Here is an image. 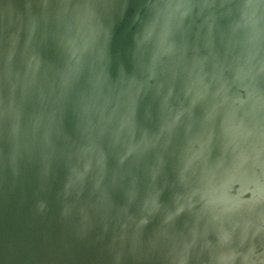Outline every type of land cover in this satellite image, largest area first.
I'll list each match as a JSON object with an SVG mask.
<instances>
[{
  "label": "water",
  "instance_id": "obj_1",
  "mask_svg": "<svg viewBox=\"0 0 264 264\" xmlns=\"http://www.w3.org/2000/svg\"><path fill=\"white\" fill-rule=\"evenodd\" d=\"M0 264H264V0H0Z\"/></svg>",
  "mask_w": 264,
  "mask_h": 264
}]
</instances>
